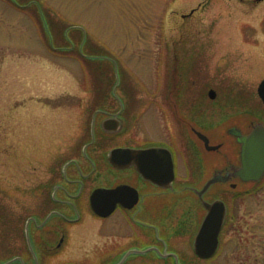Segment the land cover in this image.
I'll return each instance as SVG.
<instances>
[{"label": "flooded vegetation", "instance_id": "1", "mask_svg": "<svg viewBox=\"0 0 264 264\" xmlns=\"http://www.w3.org/2000/svg\"><path fill=\"white\" fill-rule=\"evenodd\" d=\"M1 1L29 10L20 0ZM204 6L200 3L183 18ZM196 41L191 51L187 40L181 42L174 56L173 42H167L165 88L154 85L150 104L143 100L145 90L125 87L113 94L94 89L77 136L74 128L58 124L59 119L70 122L74 106L60 110L58 95L50 96L53 106L42 105L44 96L37 89L35 98L26 96L20 107V166L7 159L5 192L10 197L0 200V264H221L222 240L238 228L239 201L264 178L245 181L237 174L243 166L242 144L229 129L249 135L257 124L264 125V118L249 116L251 111L214 118L199 105H188L187 80L201 78L205 53L202 41ZM146 117L158 126L159 137L149 135ZM228 122L233 123L223 127ZM199 132L210 146L219 147L209 150ZM152 148L158 153L141 157L139 164L119 153ZM139 165L149 168L150 177ZM216 175L224 179L206 188ZM219 201L225 213L218 245L212 253L200 249L209 253L204 257L196 240L205 220L221 213V208L210 210Z\"/></svg>", "mask_w": 264, "mask_h": 264}, {"label": "rangeland", "instance_id": "2", "mask_svg": "<svg viewBox=\"0 0 264 264\" xmlns=\"http://www.w3.org/2000/svg\"><path fill=\"white\" fill-rule=\"evenodd\" d=\"M20 2L29 6L27 12L0 0V200L10 197L5 192L7 159L15 165L21 159L20 107L27 95L35 98L37 89L44 96L42 105L53 106L50 96L58 95L60 110L74 106L70 122L57 120L64 130L74 128L77 136L83 132L82 110L93 104L94 89L117 94L130 87L145 90L146 104L154 100V85L157 90L165 88L169 40L174 47L172 56L185 40L189 51L196 40L202 41L205 50L201 78L195 83L187 80L189 106L199 105L214 118L248 111L249 116L257 113L264 118L258 95L264 79V1ZM203 2L205 6L193 17L183 18ZM196 62L192 60L194 65ZM192 71L196 72L194 67ZM210 88L217 92L215 99L208 96ZM144 121L151 125V138L159 137L158 126L148 117ZM256 185L250 197L239 201L238 228L228 231L222 240L221 264H264V178Z\"/></svg>", "mask_w": 264, "mask_h": 264}, {"label": "water", "instance_id": "3", "mask_svg": "<svg viewBox=\"0 0 264 264\" xmlns=\"http://www.w3.org/2000/svg\"><path fill=\"white\" fill-rule=\"evenodd\" d=\"M258 93L264 103V80L259 85ZM210 97L212 99L216 98V92L214 90L210 91ZM229 131L233 133L242 144L243 166L238 169L237 174L245 181H259L264 176V125L262 123L257 124L249 135H243L236 127L229 129ZM199 136L204 140L209 150H216L219 147L210 146L209 138L205 134L199 132ZM158 151V148L147 150L121 149L119 153H123L128 161H133L139 164L141 157H148L154 153H158ZM139 168L147 177H150L145 172L149 169L147 166L143 167L142 165H139ZM171 168L173 170L172 158ZM221 179H224L222 175H216L211 182H209L206 188ZM223 206L224 204L219 201L216 205L210 207L211 212H215L217 209L221 208V213L219 215L213 213V215H210L207 220H205L204 231L196 240V249L198 253L204 257L209 254L204 253L206 249H209L212 253L218 245V234L223 224V213H225ZM202 248L204 249L203 253L200 251Z\"/></svg>", "mask_w": 264, "mask_h": 264}]
</instances>
